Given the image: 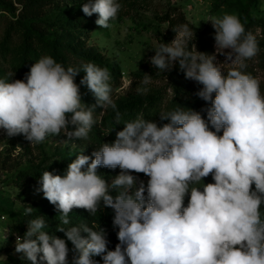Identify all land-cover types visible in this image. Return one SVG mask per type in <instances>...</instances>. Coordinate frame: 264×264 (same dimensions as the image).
Wrapping results in <instances>:
<instances>
[{
    "label": "clouds",
    "instance_id": "obj_1",
    "mask_svg": "<svg viewBox=\"0 0 264 264\" xmlns=\"http://www.w3.org/2000/svg\"><path fill=\"white\" fill-rule=\"evenodd\" d=\"M121 7L119 0H87L82 11L98 14L95 23L108 29ZM209 21L216 52L230 61L225 64L238 66L226 75L215 55L189 50L195 33L187 24L150 58L165 72L178 64L186 79L202 85L196 95L210 105L203 109L206 119L183 108L161 112L160 121L167 122L159 125L137 117L124 122L115 141L101 144L91 157L76 155L65 175L47 170L41 175L38 191L56 207L63 225L70 223L74 208L91 216L101 204L114 211L119 241L114 250L96 224L58 227L78 253L73 264H97L95 256L103 264H264V95L260 81L240 70L259 47L237 15ZM80 72L85 73L80 85L96 98L91 106L82 102L75 83ZM110 79L109 70L94 63L65 68L43 56L24 79H0V129L8 137L22 134L30 144L44 142L49 134L87 140L99 122L97 108H111L116 124L121 123ZM149 82L146 75L143 83ZM99 167L121 171L109 184ZM132 173L149 177L147 186L140 181L137 187ZM209 175L214 182L203 183ZM33 210L29 206L24 214ZM44 227L42 216L30 220L23 237H16L15 252L31 264H67L66 240Z\"/></svg>",
    "mask_w": 264,
    "mask_h": 264
},
{
    "label": "rangeland",
    "instance_id": "obj_2",
    "mask_svg": "<svg viewBox=\"0 0 264 264\" xmlns=\"http://www.w3.org/2000/svg\"><path fill=\"white\" fill-rule=\"evenodd\" d=\"M86 2L0 0V79L7 82L24 79L31 66L46 55L65 68L80 67L89 62L101 68L105 65L113 67L114 73L109 72V83L117 108L137 101L156 100L158 113L154 122L159 125L167 122H161L159 114L170 111L168 105L178 99V91H184L186 98L201 109L210 106L196 95L202 85L186 79L178 64L165 72L154 68L150 62L161 43H170L174 39L175 29L185 24L192 27L195 48L189 43V50L215 55L216 63L225 75L231 68L238 67L225 64L230 61L216 52L215 29L209 21L226 13L246 17L245 8H238L234 0H119L122 7L108 29L95 23L98 14L89 17L83 13L82 6ZM250 14L259 23L246 25L245 30L255 36L259 51L255 57L246 60V67L240 70L260 81L264 95V0H257ZM84 75V72L77 75L79 81ZM146 75L150 77L148 84L143 83ZM88 97L96 103L90 91ZM82 102L87 101L82 99ZM100 112V116L94 113V118L101 121L113 110L100 109ZM66 140L68 138L63 134H49L44 142L30 144L22 134L8 137L0 129V257H3L0 264H31L22 253L15 252V242L18 235L23 237L27 223L32 219L42 216L45 220L43 231L59 238L64 236L63 232L57 231L55 222L49 221L44 214L60 215L38 191V181L46 170L61 176L66 174L72 162L66 161L67 155L81 149L75 145V140ZM61 162H64L66 172L61 169ZM120 171L118 167L112 169L114 177ZM26 173L28 175L24 176ZM132 174L138 177L137 187L140 181L147 184L146 175ZM206 178L210 180L211 175ZM29 206L34 210L25 215L24 210ZM81 212L74 208L69 215L74 217ZM81 235L85 237V234Z\"/></svg>",
    "mask_w": 264,
    "mask_h": 264
},
{
    "label": "trees",
    "instance_id": "obj_3",
    "mask_svg": "<svg viewBox=\"0 0 264 264\" xmlns=\"http://www.w3.org/2000/svg\"><path fill=\"white\" fill-rule=\"evenodd\" d=\"M18 1L21 2V0H18ZM246 1L247 0H234L235 5L238 8H243V9L245 8V12L247 14L246 17H242V18L240 17L241 22L244 24V26L259 23L256 20V18L250 14L252 7H254L257 4V0H249V2L245 4ZM94 19H97L96 15H94ZM103 68H107L109 72L114 73L113 67H109L105 65L103 66ZM75 83L80 85V81L77 78V76L75 77ZM80 92H81V98L87 101L85 103L86 105L91 106L95 104L92 100L89 99L88 97L89 91L84 85H80ZM177 93H178V99L175 101L173 100L168 105V108L170 111L175 110L177 108H183L185 111L190 109L193 111L200 112L202 117H204L205 119L207 118L206 112L203 111V109H201L198 105L191 102L188 98H186L185 96L186 93H184V91H178ZM156 103H157L156 100H149L148 102L137 101V102L125 105L121 108H117L121 115L120 124H116L114 111L110 112L109 114H106V116H104V118L101 121L98 120L99 122L93 126V128L91 129L89 133V138L87 140L75 139V145H77L81 149L77 148L76 150L68 154L66 157V161L68 162L73 161L76 158V155L78 154H83V155H87L91 157L92 153L98 150L101 144L103 143L110 144L114 142L116 139V133L118 131L123 130L124 122L133 121L137 117H142V118H145L146 120L154 121L155 115H157L158 113V110L155 106ZM94 113H96V116H100L101 115L100 108H97ZM111 129L112 131L108 133V131ZM219 135H222V131L219 133ZM60 167L61 169H63V171L66 172V169L64 167V162L60 163ZM82 170H86V168ZM97 171H98V174L103 176V178L108 183H110L112 179L114 178L112 169L105 168V167H99ZM23 175L26 176L28 175V173L23 174ZM147 179L149 180V177H147ZM212 182H214L212 180V177L210 180L209 178H204L203 180V183L205 184L212 183ZM146 186L147 184L145 185V187ZM253 189H254V185H253ZM110 194L115 195L116 193L115 191H112ZM145 195H147L146 192H145ZM187 202H188V196L185 197V206H187ZM81 211L82 212L80 214H77V216L70 217L69 215L68 218H69L70 223L68 225H63L62 223H60V215L55 216L47 212H45L44 214H47L49 221L55 222V225L57 226V228L58 227L69 228L72 226H79L82 224H88L89 226H91L92 224H96L97 230L98 228L104 230L106 239L109 242L107 245L108 249L114 250L117 243H119L117 239L118 228L113 226L114 211L111 208L104 207L103 204H101V208L95 216H91L90 213L84 209H81ZM260 211H261L262 218H264V205L261 206ZM74 220L75 222H73ZM63 234L64 236L60 238L66 240L67 246L69 249L68 257H67V264H73L74 258L78 255V253L74 250V247L71 244V242L67 241V238L64 232ZM83 234H85V237H87V233H83ZM93 259L97 261V264H103V260L101 256H95L93 257Z\"/></svg>",
    "mask_w": 264,
    "mask_h": 264
}]
</instances>
